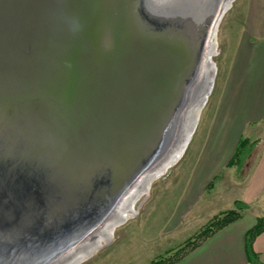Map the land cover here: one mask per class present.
Wrapping results in <instances>:
<instances>
[{"label": "water", "instance_id": "water-1", "mask_svg": "<svg viewBox=\"0 0 264 264\" xmlns=\"http://www.w3.org/2000/svg\"><path fill=\"white\" fill-rule=\"evenodd\" d=\"M62 1L0 0V264H53L96 238L95 231L136 180L161 163L179 131L212 30L227 2L160 0L162 8L158 0H99L101 17L93 46L101 59L112 62L122 57L128 35L139 45L149 43L150 52L157 51L171 69L159 81L152 79L155 88L147 96L159 103L149 124L116 130L120 144H110L99 134L87 135L84 143L69 119L65 84L97 92L76 73L79 61L68 44L81 43L80 22L76 13L59 12L65 6ZM214 77L215 71L207 96L199 100L200 110ZM91 93L88 100L95 101ZM74 94L71 99L76 102ZM198 120L192 119L186 143ZM70 147H84L90 153L66 157L70 168L75 162L84 167L78 173L74 165L75 181L82 188L76 192L58 182L52 169L55 152L62 155ZM112 149L130 169L121 181L116 180L111 199ZM85 211L97 213L98 219L91 221Z\"/></svg>", "mask_w": 264, "mask_h": 264}, {"label": "rangeland", "instance_id": "rangeland-1", "mask_svg": "<svg viewBox=\"0 0 264 264\" xmlns=\"http://www.w3.org/2000/svg\"><path fill=\"white\" fill-rule=\"evenodd\" d=\"M226 1V12L221 19L219 17L211 36L215 40L209 57L215 66L212 90L186 150L173 166L150 182L147 193L132 206L135 214L115 227L109 243L101 244L80 264H150L154 260L186 255L193 244L199 245L196 236L207 223L214 216L235 209L234 203L238 201L248 207L240 211V215L249 210L239 223L250 224L264 217V192L258 193L249 206L242 199L253 164L254 148L241 162L239 170L237 166L222 165L216 176L206 175L202 170L206 168L204 162L212 133L210 120L222 95L249 0ZM246 136L245 132L242 138ZM140 182L135 183L132 191L140 187ZM119 204L117 215L127 207L126 202L123 206L121 202ZM104 232L103 228L100 233L103 235ZM190 239L194 241L192 244L188 243Z\"/></svg>", "mask_w": 264, "mask_h": 264}, {"label": "bare ground", "instance_id": "bare-ground-1", "mask_svg": "<svg viewBox=\"0 0 264 264\" xmlns=\"http://www.w3.org/2000/svg\"><path fill=\"white\" fill-rule=\"evenodd\" d=\"M59 1L60 0H58V2ZM63 1L65 6H62L63 8L60 9L59 12H62L64 15L76 13L79 18L78 21L80 22V31L77 32V39L81 41V43L78 45L68 44L72 53L79 61L76 73H78V76L87 80L86 82L84 79V84H86L89 88H91L90 86L92 85L97 92L91 93L92 91L90 92L89 89L77 90L74 85L65 84L68 99L71 102L68 103V112L71 113L69 119L76 127L77 131L81 134L82 137L80 140L84 143H86L84 137L87 135L95 134V137H98L99 134L110 144L114 142L116 144H120V136L115 135L120 132H115L116 130L119 131L120 129H123V127H126L124 130L129 131L132 127H135L138 124H149L147 120L150 119V115H152L155 111L154 107H156V104L159 103L156 98L152 99L151 96H147L150 93L149 90L155 88L152 79L155 78L156 82L159 81V76L164 72L169 74L171 69L166 66L165 61L160 58L157 51L154 52L153 50L150 52L153 48L149 43L139 45L131 38V36L128 35H126L125 38V41H127V43L125 42L127 48L125 49L123 56L113 59L112 62H105L106 60L101 59L97 55L93 46L97 22L101 17V15L99 16L98 14L100 11V1ZM156 4L161 5L162 8L164 7L160 0H158ZM215 29L216 24L212 30V34ZM65 42L70 43L68 40H65ZM208 47L209 49H207V51L209 50V53H206V57L200 66L199 74L196 78V82H198L197 87L194 90V93L196 94L193 95V93L192 97L190 95L188 99L189 105L183 115V121L174 141L167 148L168 151L165 158L160 164L159 162L156 163L154 165L155 167L151 168L141 179H137L138 182L142 180L139 184L140 187L136 188V191H132L138 183L135 182V186L132 185L133 188L131 187V190L129 189L127 191V193L130 191V193H126L122 197L123 200H120L122 204L121 206L125 205L126 202L127 207H125L123 211L117 215L116 211L119 207L118 206L110 215L107 222L102 224V226L95 231L98 235L96 238H93L90 241L85 239L87 241L86 243L83 242L84 244L79 246L77 249L68 252L63 258L58 260L55 259L53 264H80L82 261L93 255L94 252L101 247V244L104 245L109 243V238H111L113 230L116 229L115 227L124 223L129 215L133 216L135 214L132 206L142 194L147 193L150 182L160 176L161 173H165L166 169L172 166L171 164H173V162L178 160L176 158H180L181 153L186 146L185 144H188L186 142L190 138L188 134L192 119L194 118L196 122L201 112L199 100L201 99V96H207V90L211 85L212 75L215 71V68H212V61H209L210 53L215 47L214 36L213 38L210 37ZM145 53L150 54V56L147 57ZM212 72L213 74H211ZM92 75L95 76L94 80L91 79ZM74 92L77 93V95L74 94L76 102H73L71 99ZM90 93L93 97H95V101L88 100V95ZM85 94H87V97ZM85 122H91L92 126L91 124L88 126L83 125ZM84 151L87 156H90V153L85 150L84 147H70V150H65L62 155L55 152L54 156V168L52 169L55 174H57L56 177L59 180L58 182L64 183V185L74 192L82 189L81 185L75 181L74 165L75 168L79 169L78 173L83 170L84 167L79 166V168L75 162V164L72 163L73 168H70L66 157L68 156L72 159L74 157L76 159L77 155L81 157ZM124 162L125 160L119 155V151L112 149L111 167L113 168L112 170H114L115 182L110 184L108 194L110 195V198L114 196L113 193L116 188V180L121 181L124 175L129 173L128 171L130 168L125 167ZM83 190H85V188H83ZM126 195L127 197L125 198ZM96 209L97 208H94V211H96ZM85 214L89 215L88 217L91 221L98 219L97 213L94 214L92 212L85 211ZM66 215L68 217L70 216L67 212ZM103 228L105 232L102 235L100 231ZM99 233L101 235H99Z\"/></svg>", "mask_w": 264, "mask_h": 264}, {"label": "crops", "instance_id": "crops-1", "mask_svg": "<svg viewBox=\"0 0 264 264\" xmlns=\"http://www.w3.org/2000/svg\"><path fill=\"white\" fill-rule=\"evenodd\" d=\"M234 51L222 95L210 120L212 133L204 162L206 168L202 170L206 175L216 176L219 168L233 157L246 132L248 136L244 139L254 143L253 164L242 198L249 206L258 193L264 192V0L248 1ZM247 211L175 264H248L244 236L256 220L239 223ZM252 250L259 264H264V232L254 240Z\"/></svg>", "mask_w": 264, "mask_h": 264}, {"label": "trees", "instance_id": "trees-1", "mask_svg": "<svg viewBox=\"0 0 264 264\" xmlns=\"http://www.w3.org/2000/svg\"><path fill=\"white\" fill-rule=\"evenodd\" d=\"M254 143L249 142L247 139L241 138L237 144L235 153L233 157L230 159L226 167L231 168L237 166V169L241 168V162L248 156L251 149L253 150ZM235 209L223 212L214 216L207 225L197 234L196 239L202 243L208 237H210L215 232L225 228L226 226L234 223L240 218V211L247 209V205L242 202H235ZM264 232V217H260L256 219L255 225L250 228L244 236V246L246 253V260L248 264H259L257 255L252 250V244L254 240ZM191 242V243H190ZM193 239H190L188 243L192 244ZM199 243V244H200ZM198 244H193L189 251L193 250L197 247ZM183 256L174 259H158L151 261L150 264H175L178 262Z\"/></svg>", "mask_w": 264, "mask_h": 264}]
</instances>
